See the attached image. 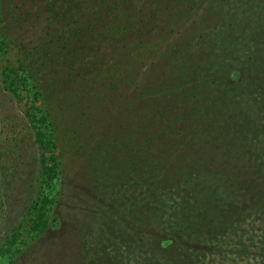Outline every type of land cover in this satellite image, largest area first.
<instances>
[{"label":"rangeland","instance_id":"374dc122","mask_svg":"<svg viewBox=\"0 0 264 264\" xmlns=\"http://www.w3.org/2000/svg\"><path fill=\"white\" fill-rule=\"evenodd\" d=\"M0 7V264H264V0Z\"/></svg>","mask_w":264,"mask_h":264},{"label":"trees","instance_id":"16d2710c","mask_svg":"<svg viewBox=\"0 0 264 264\" xmlns=\"http://www.w3.org/2000/svg\"><path fill=\"white\" fill-rule=\"evenodd\" d=\"M0 2H1V0H0ZM0 37H1L0 42L2 41V43H3L5 41V39L2 36H0ZM0 48H1V43H0ZM127 54L132 56L133 53L128 52ZM117 56H118V53L115 54V56H114L116 58V60L118 58ZM113 60L116 61L115 59H113ZM115 63H117V61L112 64V67H114ZM12 74H14V76H11ZM107 74H109V73H107ZM9 75H10L9 78L11 80L12 85H16L15 80L17 79V77H18L20 83H23L25 85H27L28 83H31L30 81H28L29 76L26 72H24L23 74H21V73L17 74L16 72L11 71V73H9ZM109 75L110 76H108L106 78V80H109L110 82H112L111 81L112 80L111 73ZM30 77H31V75H30ZM94 83H95V81H94ZM110 84H113V83H110ZM88 87L95 88V86H88ZM52 130H53L52 136H54L55 127L53 125H52ZM54 164H55V166H58V161H54ZM46 169L43 170V175L44 176H46V175L50 176V172H49L51 170L50 167L46 168ZM53 170H54V167H53ZM44 171H45V173H44ZM45 204H46V201H44V200L42 201L40 197H39V200H37V202L35 203V206H34L35 218H33V221L31 222V225H30V229L32 231H43L45 228H47V214H46V212H44ZM171 244H172V239H167V240L160 242L158 247L161 249V252H164V251L168 252V250L171 247Z\"/></svg>","mask_w":264,"mask_h":264}]
</instances>
